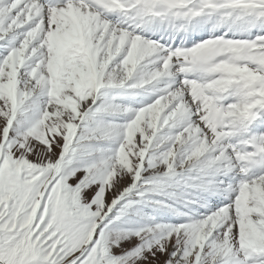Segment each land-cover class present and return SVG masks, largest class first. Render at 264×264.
I'll use <instances>...</instances> for the list:
<instances>
[{
	"label": "snow or ice",
	"instance_id": "6c2138e0",
	"mask_svg": "<svg viewBox=\"0 0 264 264\" xmlns=\"http://www.w3.org/2000/svg\"><path fill=\"white\" fill-rule=\"evenodd\" d=\"M0 264H264V0H0Z\"/></svg>",
	"mask_w": 264,
	"mask_h": 264
}]
</instances>
